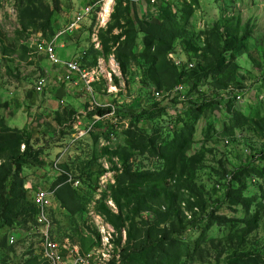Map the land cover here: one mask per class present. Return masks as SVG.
Here are the masks:
<instances>
[{
    "label": "rangeland",
    "instance_id": "1",
    "mask_svg": "<svg viewBox=\"0 0 264 264\" xmlns=\"http://www.w3.org/2000/svg\"><path fill=\"white\" fill-rule=\"evenodd\" d=\"M58 1L62 7L59 15L56 12L57 0H0V168L9 167L10 161L22 156V154L24 155L27 152V146L31 145L35 149L40 148L35 150L30 158H27L28 164H34V169L31 170L29 166H23L22 177L27 178V187L34 182H42L47 186L49 184L48 187L50 188L51 184H54L65 172L75 177L76 175L83 177L81 180L79 179L80 184L76 187L67 182L71 188L70 190L67 189L68 187L64 188L66 190L62 196L67 209L65 207L59 208L57 205L53 207L55 210L53 211L54 221L57 220L53 229L57 225V231H60L57 233L58 235L54 236L59 239L68 236L74 241L80 242L82 247L83 244L89 246L87 249L96 246L97 251L103 250L106 253H113V249L117 248V245H119L118 249L121 246H127L129 243L132 247L135 244V239L138 242L143 240L145 231L141 235L137 229L144 228L147 230L156 223L158 228L154 231L159 233L166 231L169 234L173 233L175 228L174 243H165L161 251L146 255L142 262L128 260V264H223L237 252L261 253L264 243V215L261 216L262 219H259L260 224L258 226H255V220H242L246 217V211L241 207L236 210L239 212L241 209V213L235 212L233 207L235 199L233 198L222 209L215 212L230 213L229 217L234 220L239 219V221L217 223L212 221V216L210 220L205 218L200 206H194L191 210L187 209L184 204L187 203L190 191L188 187H183V181L180 184L176 181L180 180L178 178L180 176L177 174L181 170L180 163H177L178 160L175 163L176 167H173L175 172L172 171L173 174L171 173V177H173L168 182L172 181L171 186L174 188L178 185L180 195L186 199L185 203H181L183 214L178 216V214L168 213L167 208L159 207L158 202H156L159 200L153 201L151 196L146 197L147 203H139V199L131 197L133 201L130 205H124V191H117V189L114 191L113 187L124 189L131 186L130 190L142 189L145 184H140L138 174L164 168L157 159H152L153 154L149 139L158 133H160V137L164 136L165 134L156 128L159 126L164 128V124L173 118L170 115H166L162 120L161 117L155 119L144 117L145 121L141 124L137 121L143 117L142 110L137 109L134 114H130L126 110L136 105L141 97H145V99L151 97L155 91H161L164 95L167 94V90H170L168 89L169 86L172 90L185 86L184 93L187 94L189 91L193 99L197 98L202 93H209L210 85L213 86V76L209 75L202 79L201 88L194 86L196 89H189L190 86L184 84H175L174 86L172 84L176 82L175 77L174 79L170 78L171 83L165 86L156 66L153 63L146 66L141 62L143 60L139 58L142 53L150 49L148 47L152 43V39L148 37L146 39L144 35L139 36L137 44L133 45V51L124 47L121 54L118 55L117 52L123 46L119 44L109 53L105 51L106 47L101 42L100 47L98 45L95 47L102 52L101 54L98 51L97 53L88 52L84 54L83 59L81 52H85L87 49L90 51V47L97 42L98 38L102 41L103 35L106 38L117 37L127 29L131 30V26L128 28L116 26L114 16L118 5H120V0ZM129 2L130 0H124V7H127ZM33 3H35V8L27 11L28 6L34 5ZM189 4H193V1L191 0ZM91 5H94L93 15L82 22L81 29L65 36V45H62L59 39L56 42L57 49L55 46V50L61 59H66L63 56L70 53L72 58L78 55H80L79 57L82 56V62L89 66L99 63L98 69L95 68V70H99L97 74L100 76L101 82L95 86L96 98L100 101V105L101 103L102 105L103 103L113 105V112L105 115L97 124L94 115H92L97 111L89 108L91 102L94 103L95 101L92 95L87 92V88L82 84L75 86L59 83L56 72L57 66L34 51L37 46L35 45L36 41L42 42L44 39L54 41L57 32L61 27L68 26L77 10ZM42 6L47 10H44ZM193 6L195 14L184 24L187 26V33L184 38L177 40L174 47L175 50L176 48L178 50L168 53V59L174 64L176 63L180 70L186 71L185 77L187 75L196 76L200 73L198 71L199 66L187 59H190L193 54L196 59L194 52L201 53L204 51L209 40L212 45H225L232 49L227 54L226 59H221L220 63L227 65L235 60V63L241 66V72L242 70L253 71L249 78L250 82H247L244 90L246 92L245 99L237 102L236 107L246 115L245 119L247 120L253 117L264 119V86L261 85V82L264 84V80L259 73L264 67V0H200L198 4ZM48 11L55 13V16L51 18L50 25L54 30L57 29L55 34L50 29L45 28L48 22ZM171 12L170 10L167 11V13ZM153 19L156 22L149 19L144 22L154 25V23L159 24L162 21L161 16ZM121 23L125 25L126 20L122 19ZM246 25L251 29L244 42L231 35L230 31L233 28L240 33V38L243 37L246 32L243 29ZM111 26L116 27L111 31ZM136 27L138 30L141 29L139 22H136ZM126 38L127 36H124L122 40L126 41ZM156 46L153 48L154 51L152 50L154 53ZM132 52L133 54H131ZM136 55L137 58L134 57ZM203 56L204 58L201 56L198 60L201 66L205 67L208 60L211 59L210 52L205 50ZM183 67L184 69H181ZM45 74L49 76V92L40 94L35 91L34 87L38 77ZM253 76L257 79L253 80ZM109 89L112 93H108ZM79 98L80 100L74 101V99ZM160 100L162 102L164 98ZM63 105H68L67 107L74 110L68 112L64 120L67 123H73L75 118L77 121L74 130H72L73 126H67L66 130L56 134V129L52 123L57 125V117L69 110L67 108L65 112H62ZM75 105H80V107L76 108ZM147 105L148 102L145 101L144 106ZM173 109H169L168 112L171 111L173 114ZM206 109L202 114H192L191 116V113L185 112L181 116L177 115V118L194 124V136L192 138L196 143L192 145L186 155L198 152L205 145L211 147L207 143L208 140L205 139L204 133L207 127V119L212 117L213 113L210 110L206 111ZM184 120L181 124L175 120V117L173 118V121L177 122L176 125L179 128L177 133L180 135H182ZM229 128L230 126L225 128V131H229ZM92 130H94L93 135L88 136ZM244 130L248 132L249 136H245L250 138L249 142L253 148H259L264 144V135L254 134L246 128ZM243 135L244 133H238L236 137L242 138ZM29 136H31V140L26 142ZM169 138L170 146L180 147L183 145L182 136L173 135ZM47 139L51 141L50 145H47ZM160 147L162 145H159ZM218 147V151H223L222 144H219ZM226 148L227 151L228 149L232 151L230 148ZM123 152L131 155H129L125 166H123L120 156ZM212 160V156L209 155L208 161ZM230 160L235 162L233 157H230ZM258 161V165L264 164V161ZM129 171H131V175L128 174ZM39 172L42 176H39ZM44 172L46 173L44 174ZM47 172L52 173V179L47 177ZM37 173L39 174L37 175ZM38 176L40 178L36 181ZM246 176V173L242 174V178L246 182H244L245 188L243 184L242 187L231 185L235 189H239L237 191L243 190V196L254 192V198L255 191H259L258 187L264 186V179L258 177L249 179ZM121 177L127 181L124 183L121 181ZM251 181H254L252 189H247L246 192V184L250 186ZM13 182L14 179L10 181V184ZM197 182L199 184L203 182L204 189L211 190L212 188L206 175H202ZM64 184L57 185L55 188L59 189ZM208 194L212 195L211 198L214 199L217 196L221 197L223 192L219 190L216 193L208 192ZM79 195L80 198L77 197ZM160 199L162 202V196ZM148 200L152 201L150 208ZM193 200L195 201V197ZM11 201L13 208H18L22 202L18 194L11 195ZM118 201L121 205L123 204L125 213L133 207L137 209L136 220L138 225L136 228L133 229L129 226V222H126L124 224L126 226L117 230L116 219L121 209ZM146 206L148 209H141ZM254 208L257 210L258 207L255 206ZM76 210L79 213L77 215L76 213L72 214ZM260 210L262 211L263 208L261 207ZM194 214L198 218L197 223L188 224L187 228L176 233V230L180 229L184 223H188L192 216H195ZM243 228H250L249 231L254 228L257 230L253 231L252 235H247L242 232ZM95 230L100 234V239ZM129 230L132 231L134 238L128 236ZM5 233L4 229H0V245ZM255 233L257 235L253 236ZM109 234H111L109 237L111 244L106 245V242L103 243L104 235L109 236ZM6 251V248L0 247V264L1 261L8 262L7 264H20V260L25 259L26 255L30 256V252L29 250L26 251V248L15 247L14 254ZM106 258L109 264H125V261L119 259L118 254L116 255L117 260L113 262H111L113 257L111 258L110 255H106ZM238 258L240 259L237 261L238 264H246L242 258Z\"/></svg>",
    "mask_w": 264,
    "mask_h": 264
},
{
    "label": "trees",
    "instance_id": "2",
    "mask_svg": "<svg viewBox=\"0 0 264 264\" xmlns=\"http://www.w3.org/2000/svg\"><path fill=\"white\" fill-rule=\"evenodd\" d=\"M168 0H160L155 8L157 12L152 11V3L151 0H146L147 4V11L144 13L140 12L141 4L136 2L135 0H130L127 7H124V0H120L116 13H115V20H116V26H123V28H128L131 26V30H126L122 35L120 36H113L111 38H106L104 35L102 36V43L105 45V51L111 53L110 51H113V48H116L117 45L122 44L123 46L119 49L117 52L118 55L121 54L123 51V48L126 47L128 50L133 51L134 46L137 44V39H139V36L144 35L145 38H151L152 43L148 47L150 49L147 50V52L142 53L139 58L143 61H141L144 65L149 66L152 63L156 66L158 73L160 74V77L162 78V82L165 84V86H168L169 83H171V79H174L176 82H174V85L184 84L187 86H190L189 89H196L194 86H199L200 88L202 85H200L202 79L208 77L209 75H212V83L213 86L210 85V88L208 90L209 93H202L201 96L197 98H192L191 93L187 94V100L181 101L180 99H172V100H166L162 102H158L154 100L151 97H141L138 100V103L134 106H132L130 109L126 110V112H130V114H134L137 109L142 110V119L138 120L137 123H143L145 121L144 117H148L151 119H155L156 117H161V120L166 116L170 115L171 117H175V120L178 121V123H183L184 119L177 118V115L181 116L182 113L188 112L192 114H202L206 109L210 110L213 115L212 117H209L207 119V127L204 133L205 139L208 140L207 143H209L211 147H207V145L203 146L199 149L198 152L186 155L187 151L190 150L192 145L196 143L194 141V124L189 123L186 120H184V127L182 129V135L178 131L177 122L173 121V118L171 121L166 122L164 125V128L157 127L161 133L165 134L164 136L160 137V133L156 134L153 138L150 137L149 139V145L151 146L152 151V159L158 161V163H162L163 167L162 169H154V170H148L145 171L142 174H138L137 177H139L140 184L143 183L145 186L142 189H134L130 190L132 187L127 186L126 188L122 189L119 187H113L114 189H117V191L123 190L124 191V205H130V203L133 201L131 200V197H135L139 199V203H147L146 197L151 196V199L159 200L158 206H163L165 209L167 208L168 213L171 214H183V205L181 203H185V198H183L180 195V188L171 186V182L169 183L168 180L173 177L171 175L173 174L172 171L175 172V163H180L181 170L177 175L180 180H176L179 182V184L183 181L184 185L183 187L189 188L190 196L187 199V203L184 204V206H187V209H193L194 206L199 207L202 215H205V218L209 219L212 218L213 222L217 223H226V222H232V221H239L234 220L233 218L229 217L230 213H218L215 212L216 210H220L223 208L225 204L230 199H235L234 202V210L237 213H241V209L236 211L237 209L243 207L245 209L246 217L242 220L248 221V220H255V226L259 225V219L262 215H264V186L258 187L259 191H255V197L254 192L252 194H244L243 196V190L237 191L239 189H235L231 184L236 185L237 187H242V184L245 188V179L242 178V174L246 173V177L250 178H262L264 179V164L258 165V160L264 161V144H262L259 148L256 149L251 146L250 138L246 137L249 136L248 132L244 130V128L251 130L254 134L257 133L258 135H264V119H255L249 118L248 120L245 119V116L242 111H239L236 107V100L233 98L231 89L233 87L238 89H245L247 82L249 81L250 76H252L253 71H246L242 70L241 72V66L238 65V63H235V60L231 61L230 64H223L220 63V60L227 57V54L232 50L227 48L225 45H212L211 41L209 40L208 45L204 48L205 50H208L211 55V59L208 60V66L204 67L201 66L200 61L198 60L201 56L204 58L202 51L201 53H196V59L194 58V54L190 57V59H187L191 63H196V65L199 66L198 71L200 72L196 76L194 75H185L187 74L186 71L180 70V67L174 62H171L168 59V53L175 50V44L178 39L184 38L185 34L187 33V26H185L186 20H190L193 15L195 14V11L193 10L195 4H198L200 0H192L193 4H189L191 0H172L171 2H167ZM34 5H29L27 8V11L31 8H35ZM56 12L58 15L62 11V7L59 4V1L56 2ZM94 4V3H93ZM43 7V6H42ZM44 10L45 7H43ZM172 11L171 13H167V11ZM55 13H51V11H48V19H47V25L45 28L50 29L53 34L56 33L57 29L54 30V28H51V18ZM161 16V20L159 24L154 23V25L146 24L144 21L146 19L154 21L153 18H157ZM125 19L126 25H122L121 20ZM235 20H238V18H235ZM136 22H139L141 29L138 30L136 27ZM156 22V21H154ZM121 23V24H119ZM111 26V31L114 27ZM127 26V27H124ZM236 26V25H235ZM250 29L248 25L245 26L243 31L245 32V35L240 38V33L238 31H235L233 28L230 31L231 35L235 36L236 38H239L241 42H244L246 38L248 37V33L250 32ZM110 31V33H111ZM248 34V35H247ZM124 36H127L126 41H123L122 38ZM92 45V44H91ZM134 45V46H133ZM153 45V46H152ZM156 46L155 53L153 52V48ZM121 46V45H120ZM152 46V47H151ZM87 51L83 52V59L84 54L88 52H96L97 51L101 54L98 49L95 48V44H93ZM96 50V51H95ZM153 50V51H152ZM178 49L176 48L175 51ZM133 54V52L131 53ZM189 54V53H188ZM137 58V55L134 56ZM82 65L84 68H92V67H98L99 63L89 66L87 63L82 62ZM181 69H184L181 68ZM244 71V72H243ZM262 79L264 80V67L259 72ZM256 80L257 78L253 76V80ZM211 82V81H210ZM255 82V81H254ZM98 84L95 83V86ZM261 85L264 86V84L261 82ZM173 87V86H172ZM167 92H171L172 88L171 86L168 87ZM174 89V88H173ZM148 102L147 106H144V102ZM93 103L91 102V108ZM68 106V105H67ZM63 109V112L61 116L57 117V125L54 123L53 126L56 129V134L62 132L63 130H66L65 128L68 126H75V122L77 119L74 118L73 123H67L64 118L66 117V114L68 112H73V109H70L67 107ZM181 106V107H180ZM180 107V108H177ZM113 105L107 108H97V113H91L92 115H109L113 112ZM174 108V113L171 114V111L168 112L169 109ZM176 111V112H175ZM190 116V115H189ZM50 121V119H49ZM165 122V121H163ZM96 125V124H95ZM158 126V125H156ZM229 131H225V128L229 127ZM143 130L145 128H142ZM93 131H90L88 136L93 135ZM142 131V130H140ZM181 131V130H180ZM138 132V131H137ZM176 132V133H175ZM238 133H244L242 138L236 137ZM173 135L176 137L182 136L183 139V145L180 147H172L170 146V138ZM246 135V136H245ZM31 140V136L27 138L26 142H29ZM94 140V138H93ZM225 140H230L231 145L226 146ZM39 141V140H38ZM238 143H240L238 145ZM51 141H48L47 139V145H50ZM219 144H222L223 151L217 150V147ZM159 145H162V147L159 148ZM34 147V146H33ZM31 147V145L27 146V152L22 156H19L18 158H14L10 161L9 167L5 166L0 168V229H4L6 231L5 237L2 239V243L0 247L2 249L6 248V252H10L11 254L15 253V246L10 245L8 243V232L14 228V227H20L21 231H26L25 228H28L30 225H33L36 222V214H37V206L32 199L31 190L27 189L26 180L23 174V166H29L31 170L34 169V164L30 165L27 162V158H30L31 155H33L35 149ZM170 147V148H169ZM230 148L232 151H227V148ZM219 148V147H218ZM248 150L250 153L245 154L243 151ZM233 152V153H231ZM242 152V154H241ZM121 160L123 162V166H125L129 155L126 152L121 153ZM209 155L212 156L213 160L208 161ZM131 156V155H130ZM124 157V158H123ZM230 157H233L235 159V162H232L230 160ZM264 163V162H263ZM256 172H255V171ZM255 172V173H254ZM40 173V172H39ZM37 173V175L39 174ZM46 172H44L45 174ZM172 173V174H171ZM43 174V175H44ZM131 175V171L128 173ZM202 175H206V178H208L209 183L211 184V190L204 189L205 185L203 182L199 184L197 181L202 177ZM258 175V176H257ZM39 176H42L40 173ZM38 176V179L40 178ZM76 177L81 180L83 178L81 175ZM14 179V182L10 184V181ZM121 181L124 183L127 181L124 177L120 178ZM136 179V178H135ZM231 181H228L230 180ZM254 179V180H255ZM85 180V179H84ZM186 180V181H185ZM68 176L67 175H61L57 181H55V185L51 184V189H57V185L65 183L63 186H61L59 189L56 190L55 193V200L58 203V207H65L66 205L63 202L62 196L64 195V191L66 187L70 190L71 185L67 183ZM245 182V183H244ZM254 181H251L248 186L246 184V192L247 189H252ZM17 184V185H16ZM131 187V188H130ZM159 189H162V191H159ZM78 190V189H76ZM223 192V195L220 197L217 196V198H211L212 195L208 194V192ZM116 191V190H114ZM122 191V193H123ZM132 191V194H130ZM14 194L20 195V199L22 202L19 204L18 208L12 207V201H11V195L14 196ZM208 195L207 197L204 195ZM162 196L163 200L161 202L160 197ZM80 198V195L77 196ZM195 197V201L193 200ZM197 197V201H196ZM90 198V196H89ZM121 200V199H120ZM86 201V198H85ZM149 201V200H148ZM256 202V203H255ZM152 201L148 202L149 208L151 207ZM118 205L121 208L119 215L116 219V227L117 230H121L122 226L126 222H129V226H131L133 229L136 228L138 225V222L136 220L137 216V209L133 207V209H128L127 212H124L123 204H120V201H118ZM255 206H257V210H255ZM252 207V208H251ZM263 208L261 211L260 208ZM211 208V211H210ZM67 209V208H66ZM141 209H148L146 207H142ZM209 209V210H208ZM54 208H51L50 216L53 219V223H57V220H55L53 216ZM261 211V212H260ZM67 212V211H66ZM69 212V211H68ZM215 212V214H214ZM77 215V210L75 212H72V214ZM160 213V210H159ZM214 214V216H213ZM72 216L71 214H69ZM162 215V213H161ZM195 215V214H194ZM170 217V215H169ZM182 218V217H181ZM197 217L192 216L188 223H184L182 227L178 230H176V233H179L182 229L187 228L188 224L192 225L197 223ZM262 219V218H261ZM150 226V225H149ZM57 225L53 229L54 234L56 235L60 231H57ZM158 225L154 223L152 226H150L147 230L143 229H137L138 232L142 235L145 231V238L143 240H140L138 242L137 239H135V244L131 247L130 243L126 246H121L118 249H113L112 257L113 259L111 262L117 260L116 255H119V259L121 261H125V264H128V260H136L139 262L143 261V258L148 255L155 253L157 251H161L164 244L167 242L174 243L173 240L175 239V228L173 230V233L167 234L166 231H163L162 233H159L158 231H154V229L157 230ZM250 228H243L242 232L246 233L247 235H252L253 231H256L257 229L254 228L253 230L249 231ZM96 235H98L100 239V234L95 230ZM58 235V234H57ZM257 235L256 233L253 235ZM129 237H133L132 231L129 230ZM260 236V234H259ZM66 237V236H65ZM68 237V236H67ZM264 239V234H263ZM58 241L63 240L62 238L59 239L57 237ZM74 240V239H73ZM130 240V238H129ZM78 242V241H77ZM119 242V240H118ZM117 242V243H118ZM80 243V242H79ZM139 243V244H136ZM81 244V243H80ZM130 246V247H128ZM263 248H261V253H253L252 251L248 252H237V254L232 255L229 257V259L226 262H223V264H238L237 261H239L240 258H242L243 261L246 262V264H264V243ZM84 249L88 248L89 246L83 244ZM8 262H2L1 264H7ZM21 264V260L19 262ZM23 264H38L37 259L31 258L28 259ZM114 264V263H113Z\"/></svg>",
    "mask_w": 264,
    "mask_h": 264
},
{
    "label": "built area",
    "instance_id": "3",
    "mask_svg": "<svg viewBox=\"0 0 264 264\" xmlns=\"http://www.w3.org/2000/svg\"><path fill=\"white\" fill-rule=\"evenodd\" d=\"M135 1L141 5H145L144 11L148 10L145 2L146 0ZM159 1L160 0H151L153 5L152 11L155 13L157 12L155 6ZM167 2H171V0H168ZM90 13V7L83 9L82 12L75 16L74 23L68 27L67 31L76 29L84 17ZM67 31H61L54 41H47L46 39H41L42 42L36 41L35 45L37 46L34 50L37 54H44L53 65L65 68V71L59 74L60 77L58 81L60 83H73L76 82L77 79L85 83L90 92L93 93L94 83L100 80V76L97 74L99 70L97 71L95 68H83L79 61H63L56 53L55 41ZM48 88L49 76L47 74L40 75L35 83V91L40 94H45L49 92ZM184 90L185 88L182 86L177 87L175 90H172L167 94V100H172L178 95H180V100H186ZM235 96L238 102L244 100L243 94L237 92L234 97ZM154 97L159 100L165 98V95L161 91H155ZM96 103L98 107L102 106L99 102ZM225 144L230 146V140H225ZM243 152L245 154L250 153L247 149ZM63 174L68 176V183L73 184L75 187L80 184V180L77 177L66 172ZM51 176L52 173L48 172L47 177ZM48 186L42 182H34L28 187L32 192V199L37 206L36 222L28 228H25L26 231L24 232L21 231L22 229L20 227H14L8 232V243L10 245L15 246L16 248H26V251L29 250L30 252V256L26 255L25 259H22L21 264L26 262L29 258L37 259L38 264H109L106 255H110L112 258L113 253L111 252L106 253V251L103 252V250L97 251L96 246H93V248L90 249H83L79 242L74 241L67 236L61 241L57 240L53 231V219L50 216L51 208L55 207V205L58 206V203L55 200L57 189H51V187L49 188ZM109 237H111V234H109V236L104 235V242H102H106V245H110L111 242Z\"/></svg>",
    "mask_w": 264,
    "mask_h": 264
},
{
    "label": "clouds",
    "instance_id": "4",
    "mask_svg": "<svg viewBox=\"0 0 264 264\" xmlns=\"http://www.w3.org/2000/svg\"><path fill=\"white\" fill-rule=\"evenodd\" d=\"M172 1V0H171ZM147 5V4H146ZM86 7H90L91 8V13L89 14V15H87L86 17H84V19L82 20V22L85 20V19H87V18H90L92 15H93V12H94V5H91V6H86ZM86 7H82V8H80L79 10H77L74 14H73V16H72V19H71V22L68 24V26L66 25V26H64V27H66V28H64V27H61V29L57 32V34L55 35V37H54V39L56 38V36L61 32V31H67V29H68V27L72 24V23H74V21H75V16L78 14V13H80V12H82V10L83 9H85ZM144 7H145V5H141V7H140V10H141V12L142 13H144L145 11H144ZM82 22L77 26V28L76 29H74V30H72V31H67V32H65L63 35H61L60 37H58L57 39H56V41H55V45H56V42L57 41H59V39H60V41L59 42H61L62 41V39L64 40V38H66L65 36H67L68 34H70V33H72V32H75V31H77V30H79V29H81V25H82ZM99 22H100V20H99ZM95 36H96V34H95ZM100 44H101V41H100V39L98 38L97 39V42H95V47H96V45H98V47H100ZM56 49H57V46H56ZM35 51V50H34ZM35 53H36V51H35ZM57 53V52H56ZM81 53H83V52H81ZM38 55H41V56H43V57H45L47 60H48V58L44 55V54H38ZM58 55V54H57ZM82 55V54H81ZM80 55H78V56H75L73 59H71V60H65V59H62L63 61H79L81 64H82V60H81V58H82V56L81 57H79ZM49 61V60H48ZM50 62V61H49ZM52 64V63H51ZM83 66V65H82ZM99 67V66H98ZM98 67H92V68H97L98 69ZM84 68V67H83ZM91 68V67H90ZM65 71V68H61V67H58L57 66V70H56V72H57V76L58 77H60V73H62V72H64ZM102 78H103V75L101 76ZM59 82V81H58ZM99 82H101V79L98 81V83ZM60 83V82H59ZM95 83H97V82H95ZM94 83V84H95ZM61 84L63 85V84H75V85H77V86H80L81 84L82 85H84L86 88H87V92H89L91 95H92V98H93V100L95 101V102H100L97 98H96V90H95V85H93V87H94V94L93 93H91L90 92V90L88 89V87L86 86V84L85 83H83V82H81V81H79V80H77L76 79V82H73V83H67V82H61ZM183 87H185V86H183ZM244 90L245 89H238V88H235V87H233L232 89H231V92H232V95H233V98H235V100H236V102H238L237 101V99H236V96L234 97V95L238 92V93H240V94H243V97H245V95H246V92H244ZM107 92V91H106ZM108 93H112L111 91H110V89H109V91H108ZM163 93V92H162ZM169 92H167V94H168ZM164 94V93H163ZM167 94H165V98H164V101H166L167 100ZM185 94V93H184ZM188 94V93H187ZM187 94H185V98H186V100H187ZM152 98L154 99V100H156V101H158V102H161V100L159 99H156L155 97H154V92H153V94H152ZM180 99V95H178L177 97H175L174 99ZM245 99V98H244ZM186 100H181V101H186ZM93 101V102H94ZM95 102L93 103V105H92V107L90 108V109H97V108H99L98 106H97V103L95 104ZM63 104H64V101H63ZM101 105H102V103H101ZM108 103H103V105L102 106H100V108H107L108 107ZM110 106H112V105H109V107ZM100 118V119H98V118ZM104 116H101V115H94V120H95V122H96V124L98 123V122H100L101 120H102V118H103ZM227 146V145H226ZM48 173V172H47ZM36 180L38 181L39 179H38V177L36 178ZM231 181V180H230ZM27 189H28V187H27ZM31 195H32V193H31Z\"/></svg>",
    "mask_w": 264,
    "mask_h": 264
},
{
    "label": "crops",
    "instance_id": "5",
    "mask_svg": "<svg viewBox=\"0 0 264 264\" xmlns=\"http://www.w3.org/2000/svg\"><path fill=\"white\" fill-rule=\"evenodd\" d=\"M65 41H66L65 38H64V40L62 39L61 44H62V45H65V44H66ZM68 44H69V43H68ZM74 55H75V53H74ZM63 57L66 58L65 60H71L72 55L69 53V55L67 54V55H65V56H63ZM74 57H75V56H74ZM74 57H73V58H74ZM67 58H68V59H67ZM73 58H72V59H73ZM74 85H75V84H74ZM75 86H77V85H75ZM75 92H76V91H75ZM75 95H77V94L75 93ZM75 100H80V98H79V99H74V101H75ZM65 103H66V102H65ZM63 107H64L63 109H65V108H66V105H63ZM75 107L78 108V107H80V105H78V106L75 105ZM59 109H60V108H59ZM62 112H63V111H62ZM82 113H85V112H82Z\"/></svg>",
    "mask_w": 264,
    "mask_h": 264
},
{
    "label": "bare ground",
    "instance_id": "6",
    "mask_svg": "<svg viewBox=\"0 0 264 264\" xmlns=\"http://www.w3.org/2000/svg\"><path fill=\"white\" fill-rule=\"evenodd\" d=\"M108 1V0H107ZM109 3H110V1H109ZM105 10V9H104Z\"/></svg>",
    "mask_w": 264,
    "mask_h": 264
}]
</instances>
